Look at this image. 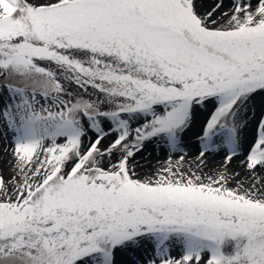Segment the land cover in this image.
<instances>
[{
  "label": "snow or ice",
  "instance_id": "snow-or-ice-1",
  "mask_svg": "<svg viewBox=\"0 0 264 264\" xmlns=\"http://www.w3.org/2000/svg\"><path fill=\"white\" fill-rule=\"evenodd\" d=\"M0 93V264H264V0H0Z\"/></svg>",
  "mask_w": 264,
  "mask_h": 264
},
{
  "label": "bare ground",
  "instance_id": "bare-ground-1",
  "mask_svg": "<svg viewBox=\"0 0 264 264\" xmlns=\"http://www.w3.org/2000/svg\"><path fill=\"white\" fill-rule=\"evenodd\" d=\"M250 134V133H249ZM6 146V143L3 139L2 136H0V165L4 164V159H5V153L3 151V149L5 148ZM196 150L194 149V147L192 148V146L189 145V150L188 152H190L187 156V159L189 161H191L193 159V157L196 156ZM214 156L212 158H209L208 159V167L209 168H212L214 165H218L221 161V157H224V153L223 152H220L219 154H213ZM159 156V155H158ZM238 157L235 161H232L231 164L229 165V168L230 170H236V171H243L242 167H241V161L244 160V155H238L236 156ZM165 160H167V157L166 156H159V158H155V157H152V158H149V161H148V165L142 169V173L149 169L151 166H154V165H158L159 163H163ZM208 169H205V171H207Z\"/></svg>",
  "mask_w": 264,
  "mask_h": 264
},
{
  "label": "rangeland",
  "instance_id": "rangeland-1",
  "mask_svg": "<svg viewBox=\"0 0 264 264\" xmlns=\"http://www.w3.org/2000/svg\"><path fill=\"white\" fill-rule=\"evenodd\" d=\"M231 3H232V0H224V4H225V8L227 7H230L231 6ZM2 93H0V97H2ZM190 146H192V148L194 147V149L196 150V147H195V139L192 138V141L191 143L189 144ZM189 145H188V150H189ZM196 152V151H195ZM149 153H151V155H149ZM190 152H188L189 154ZM166 156L167 157V153L164 152V151H160V150H157L154 145H148L147 146V149L145 152L137 155L136 157V160L139 162L140 165H143V167H138V171L141 172L143 168H145L147 165H148V161H149V158H152V157H155V158H159V156ZM196 155H197V152H196ZM214 155L213 154H210L208 156V159L209 158H212ZM224 156V155H223ZM174 159L176 158L175 156L173 157ZM238 157H234V159L232 161H235ZM224 157H221V160L220 161H223ZM0 170H4V174L5 176H7V172L5 170V165L2 164L0 165ZM141 170V171H140ZM259 171V169H258ZM142 173V172H141ZM243 173V171H242ZM262 174H264V172H262ZM174 255L177 254V252L174 250L173 252Z\"/></svg>",
  "mask_w": 264,
  "mask_h": 264
}]
</instances>
